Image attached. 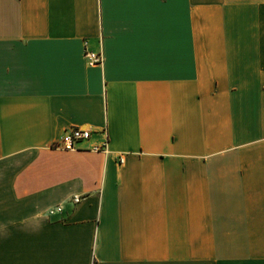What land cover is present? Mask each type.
<instances>
[{
	"label": "crops",
	"instance_id": "crops-1",
	"mask_svg": "<svg viewBox=\"0 0 264 264\" xmlns=\"http://www.w3.org/2000/svg\"><path fill=\"white\" fill-rule=\"evenodd\" d=\"M0 264H264V0H0Z\"/></svg>",
	"mask_w": 264,
	"mask_h": 264
},
{
	"label": "built area",
	"instance_id": "built-area-1",
	"mask_svg": "<svg viewBox=\"0 0 264 264\" xmlns=\"http://www.w3.org/2000/svg\"><path fill=\"white\" fill-rule=\"evenodd\" d=\"M85 56L87 58V63L90 66L101 64L103 62V55L101 52L86 51ZM105 131V130H103ZM105 133V132H104ZM90 137V130L83 129L78 126L70 127L60 138L59 141L53 144L56 148L72 149L75 144L81 140L88 139ZM93 151H107V143L104 142L100 145H93L91 147ZM119 163L124 161L123 156L118 157ZM82 199L81 194H73L71 196V201L73 204L78 203ZM61 206L57 205L48 211L49 214H53L61 210Z\"/></svg>",
	"mask_w": 264,
	"mask_h": 264
}]
</instances>
